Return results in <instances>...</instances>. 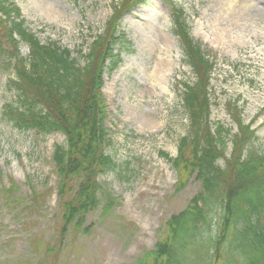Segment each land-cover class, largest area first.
Masks as SVG:
<instances>
[{
  "label": "rangeland",
  "instance_id": "374dc122",
  "mask_svg": "<svg viewBox=\"0 0 264 264\" xmlns=\"http://www.w3.org/2000/svg\"><path fill=\"white\" fill-rule=\"evenodd\" d=\"M12 2L42 43H57L77 56L88 54L104 33L119 0ZM174 3L184 12L194 42L215 64L209 88L213 130L221 124L232 139L240 113L256 133L251 149L264 154V0ZM232 8L236 12L227 15ZM171 12L163 0H146L123 16L120 30L134 51L122 52L120 65L104 76L103 87L109 153L118 168L100 177L102 203L87 215L82 231H62L53 157L66 137L19 131L5 120L4 108L16 97L11 83L16 73L8 60H0V264H137L166 239L167 222L202 191L201 180L188 172L181 182L162 156L176 158L181 139L191 133L185 94L186 86L197 82L174 33ZM21 53L29 55L27 45ZM155 72L157 82L151 78ZM232 148L230 140L225 158ZM225 158L220 165L225 166ZM109 199L114 205L107 211Z\"/></svg>",
  "mask_w": 264,
  "mask_h": 264
},
{
  "label": "trees",
  "instance_id": "16d2710c",
  "mask_svg": "<svg viewBox=\"0 0 264 264\" xmlns=\"http://www.w3.org/2000/svg\"><path fill=\"white\" fill-rule=\"evenodd\" d=\"M145 1L119 0L88 54L74 56L57 43H42L26 27L20 8L12 0H0V60H8L16 73L11 82L15 101L5 106L4 118L19 131L66 137V145L57 146L53 157L64 234L70 227L82 231L87 215L101 206L100 177L117 171L109 153L104 76L120 65L123 51H134L120 24L124 14ZM163 1L171 8L174 33L197 82L186 86L185 94L191 133L181 139L176 158L162 156L173 164L181 182L188 172L201 180L202 191L167 222L166 239L147 250L137 264H264V154L251 149L256 133L240 113L235 118L239 131L232 139L221 124L213 130L212 56L194 42L174 0ZM23 44L29 48L26 57ZM230 140L232 152L225 158ZM222 158L225 166L219 163ZM113 205L109 199L105 209Z\"/></svg>",
  "mask_w": 264,
  "mask_h": 264
},
{
  "label": "bare ground",
  "instance_id": "6f19581e",
  "mask_svg": "<svg viewBox=\"0 0 264 264\" xmlns=\"http://www.w3.org/2000/svg\"><path fill=\"white\" fill-rule=\"evenodd\" d=\"M232 11H234V12H236V10L234 9V8H232V10L231 9H229V11L227 12V15L228 14H230V13H233ZM234 14V13H233ZM240 14V13H239ZM239 14H235V16H237V15H239ZM227 17V16H226ZM232 30H234V28H232ZM196 35L198 36V37H202V34H201V32H197L196 33ZM224 39H225V37H223ZM167 72H169L168 70H167ZM156 73V72H155ZM151 78L152 79H155V82H157V81H159L160 80V77H158V73H156V74H154V73H152L151 74ZM163 78V77H162ZM157 80V81H156Z\"/></svg>",
  "mask_w": 264,
  "mask_h": 264
}]
</instances>
